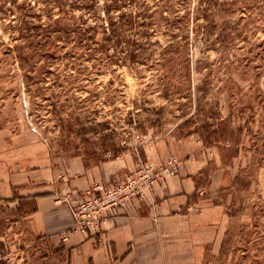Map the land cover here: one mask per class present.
Instances as JSON below:
<instances>
[{
    "label": "rangeland",
    "instance_id": "obj_1",
    "mask_svg": "<svg viewBox=\"0 0 264 264\" xmlns=\"http://www.w3.org/2000/svg\"><path fill=\"white\" fill-rule=\"evenodd\" d=\"M0 138L59 170L175 158L179 174L187 153L208 157L229 223L205 264H264V0H0ZM11 215L0 205L4 235ZM20 237L0 241V264L67 258Z\"/></svg>",
    "mask_w": 264,
    "mask_h": 264
},
{
    "label": "crops",
    "instance_id": "obj_2",
    "mask_svg": "<svg viewBox=\"0 0 264 264\" xmlns=\"http://www.w3.org/2000/svg\"><path fill=\"white\" fill-rule=\"evenodd\" d=\"M162 144H153L148 153L155 164L166 161ZM32 148L0 138V205L12 212L7 229L15 227L14 233H0V241L13 234L17 241L26 233L51 246L62 244L67 258L59 264H205L209 253L222 248L229 214L212 195L225 173L215 169L207 174L208 157L187 153L179 174L128 207L109 211L99 234L74 231L63 239L62 231L74 224L72 199L96 182L125 176L124 165L81 158L59 170L52 161L41 165ZM144 149L147 160V145ZM11 253L5 254L7 264Z\"/></svg>",
    "mask_w": 264,
    "mask_h": 264
},
{
    "label": "built area",
    "instance_id": "obj_3",
    "mask_svg": "<svg viewBox=\"0 0 264 264\" xmlns=\"http://www.w3.org/2000/svg\"><path fill=\"white\" fill-rule=\"evenodd\" d=\"M180 169V162L171 158L160 166L143 163L115 181L94 183L71 204L74 224L62 231L63 238L74 231L99 234L109 211L126 208L135 199L146 197L160 181Z\"/></svg>",
    "mask_w": 264,
    "mask_h": 264
},
{
    "label": "trees",
    "instance_id": "obj_4",
    "mask_svg": "<svg viewBox=\"0 0 264 264\" xmlns=\"http://www.w3.org/2000/svg\"><path fill=\"white\" fill-rule=\"evenodd\" d=\"M205 16V15H204Z\"/></svg>",
    "mask_w": 264,
    "mask_h": 264
}]
</instances>
